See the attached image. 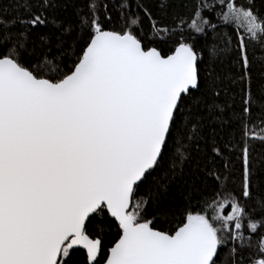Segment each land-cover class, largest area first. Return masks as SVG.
I'll list each match as a JSON object with an SVG mask.
<instances>
[{"label": "snow or ice", "instance_id": "snow-or-ice-1", "mask_svg": "<svg viewBox=\"0 0 264 264\" xmlns=\"http://www.w3.org/2000/svg\"><path fill=\"white\" fill-rule=\"evenodd\" d=\"M0 264H264V0H0Z\"/></svg>", "mask_w": 264, "mask_h": 264}, {"label": "trees", "instance_id": "trees-1", "mask_svg": "<svg viewBox=\"0 0 264 264\" xmlns=\"http://www.w3.org/2000/svg\"><path fill=\"white\" fill-rule=\"evenodd\" d=\"M260 146L257 144V148H259ZM227 211V210H226Z\"/></svg>", "mask_w": 264, "mask_h": 264}]
</instances>
